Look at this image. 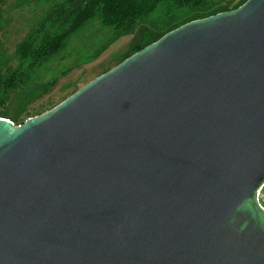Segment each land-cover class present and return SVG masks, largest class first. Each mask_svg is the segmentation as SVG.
Instances as JSON below:
<instances>
[{
  "label": "water",
  "instance_id": "95a60500",
  "mask_svg": "<svg viewBox=\"0 0 264 264\" xmlns=\"http://www.w3.org/2000/svg\"><path fill=\"white\" fill-rule=\"evenodd\" d=\"M263 187L264 0H247L0 117V264H264Z\"/></svg>",
  "mask_w": 264,
  "mask_h": 264
},
{
  "label": "rangeland",
  "instance_id": "374dc122",
  "mask_svg": "<svg viewBox=\"0 0 264 264\" xmlns=\"http://www.w3.org/2000/svg\"><path fill=\"white\" fill-rule=\"evenodd\" d=\"M68 1L0 0V82L24 69L30 81L49 84L44 95L28 105L25 113L19 116L17 126L52 110L83 86L168 32L193 20L235 10L247 0H204L199 7L186 8H176L173 2L164 0L152 14L137 20L127 31L105 27L96 17L70 35L57 53L34 66L23 62L19 57L21 44L31 39L34 33L40 36L53 22L52 17L69 7ZM3 93L4 88L0 90L2 98ZM5 109L0 105V111ZM8 111L15 113L12 106ZM259 199L264 208V187Z\"/></svg>",
  "mask_w": 264,
  "mask_h": 264
},
{
  "label": "trees",
  "instance_id": "16d2710c",
  "mask_svg": "<svg viewBox=\"0 0 264 264\" xmlns=\"http://www.w3.org/2000/svg\"><path fill=\"white\" fill-rule=\"evenodd\" d=\"M162 1L164 0H69V7L63 8L58 16L52 17L53 22L40 36L39 33H34L31 39L21 44L19 57L29 65H37L42 59L57 53L70 35L96 17L101 19L105 27L127 31L135 26L137 20L152 14ZM170 1L176 8H186L199 7L204 0ZM27 75V72L21 69L5 82H0V90L4 88L0 105L6 108L0 111V117L12 121L15 125H19L18 118L25 113L27 106L38 101L49 88V84H35ZM10 106L15 113L8 111ZM21 110L23 111L19 112Z\"/></svg>",
  "mask_w": 264,
  "mask_h": 264
},
{
  "label": "built area",
  "instance_id": "2783aa9c",
  "mask_svg": "<svg viewBox=\"0 0 264 264\" xmlns=\"http://www.w3.org/2000/svg\"><path fill=\"white\" fill-rule=\"evenodd\" d=\"M261 193V192H260ZM260 193H259V196H260Z\"/></svg>",
  "mask_w": 264,
  "mask_h": 264
},
{
  "label": "bare ground",
  "instance_id": "6f19581e",
  "mask_svg": "<svg viewBox=\"0 0 264 264\" xmlns=\"http://www.w3.org/2000/svg\"><path fill=\"white\" fill-rule=\"evenodd\" d=\"M35 10V9H34Z\"/></svg>",
  "mask_w": 264,
  "mask_h": 264
}]
</instances>
